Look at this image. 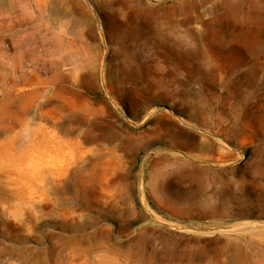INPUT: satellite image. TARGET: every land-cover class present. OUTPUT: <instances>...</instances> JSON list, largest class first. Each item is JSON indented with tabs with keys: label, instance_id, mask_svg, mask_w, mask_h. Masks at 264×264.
<instances>
[{
	"label": "rangeland",
	"instance_id": "374dc122",
	"mask_svg": "<svg viewBox=\"0 0 264 264\" xmlns=\"http://www.w3.org/2000/svg\"><path fill=\"white\" fill-rule=\"evenodd\" d=\"M14 3L0 264H264V0Z\"/></svg>",
	"mask_w": 264,
	"mask_h": 264
},
{
	"label": "crops",
	"instance_id": "0c3cea01",
	"mask_svg": "<svg viewBox=\"0 0 264 264\" xmlns=\"http://www.w3.org/2000/svg\"><path fill=\"white\" fill-rule=\"evenodd\" d=\"M12 6H6L4 10L0 8V77L4 78V75H9L15 72L19 67L29 65L31 61L32 53L30 51L31 45H37L40 47V40H35L28 35L25 25L20 22L23 19V14L16 8L14 3ZM3 10V11H2ZM18 21V22H17ZM9 44L12 49V56L8 54L6 44ZM64 149L63 145L56 146ZM52 146L47 147L45 152V157L49 156L51 152L49 151ZM51 156V155H50ZM42 159L41 164L44 165ZM45 170V167H44Z\"/></svg>",
	"mask_w": 264,
	"mask_h": 264
},
{
	"label": "water",
	"instance_id": "95a60500",
	"mask_svg": "<svg viewBox=\"0 0 264 264\" xmlns=\"http://www.w3.org/2000/svg\"><path fill=\"white\" fill-rule=\"evenodd\" d=\"M163 226H166L170 229L183 232V233H193V234H202V235H215V234H223V233H233L241 229L239 226L235 227H224L219 229H213V230H202V229H194V228H187V227H176V226H170L165 223H160Z\"/></svg>",
	"mask_w": 264,
	"mask_h": 264
},
{
	"label": "bare ground",
	"instance_id": "6f19581e",
	"mask_svg": "<svg viewBox=\"0 0 264 264\" xmlns=\"http://www.w3.org/2000/svg\"><path fill=\"white\" fill-rule=\"evenodd\" d=\"M51 152V161L53 162L52 164V172L57 176L59 177L60 173H62L64 171V168L62 166V162H64L65 158H67L68 155H70V153H67L66 150H65V147L63 150H61V148H58V147H53L49 150ZM74 156H72L71 158L73 159ZM72 162V161H70ZM74 162V161H73ZM65 165V164H64ZM45 167V170H46V166ZM69 168V167H68ZM44 170V171H45Z\"/></svg>",
	"mask_w": 264,
	"mask_h": 264
},
{
	"label": "built area",
	"instance_id": "2783aa9c",
	"mask_svg": "<svg viewBox=\"0 0 264 264\" xmlns=\"http://www.w3.org/2000/svg\"><path fill=\"white\" fill-rule=\"evenodd\" d=\"M6 49H7V51H8V54L10 55V56H12V49H11V47H10V45L7 43L6 44V47H5ZM32 49H35V47L34 46H32L31 47ZM40 53H43V50L40 48ZM29 68L27 67V66H23V67H21V68H19V69H16L15 70V72H14V74L13 75H15V78L18 80V82L20 83L21 82V77L22 76H26L27 74H28V72H29ZM8 84H10V82H8V81H6L5 79H3V78H1L0 77V102L5 98V96H6V93H7V91H8Z\"/></svg>",
	"mask_w": 264,
	"mask_h": 264
}]
</instances>
